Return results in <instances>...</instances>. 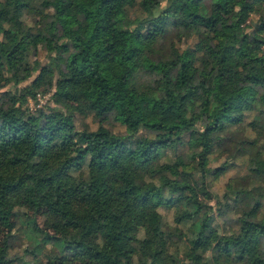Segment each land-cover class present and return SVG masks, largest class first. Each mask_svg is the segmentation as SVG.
<instances>
[{"label":"trees","instance_id":"trees-1","mask_svg":"<svg viewBox=\"0 0 264 264\" xmlns=\"http://www.w3.org/2000/svg\"><path fill=\"white\" fill-rule=\"evenodd\" d=\"M19 228L25 264H264V0H0V264Z\"/></svg>","mask_w":264,"mask_h":264},{"label":"rangeland","instance_id":"rangeland-1","mask_svg":"<svg viewBox=\"0 0 264 264\" xmlns=\"http://www.w3.org/2000/svg\"><path fill=\"white\" fill-rule=\"evenodd\" d=\"M30 104L33 108L35 107H45L47 105H51L50 102V96L49 95H39L37 97V99H31L30 100ZM78 123L81 124V126L83 127H89L91 129H95L98 126L99 121L95 118H93L92 116H84V115H78V119H77ZM248 121H250V117L248 118ZM106 124V123H104ZM111 128H113L114 130H123L124 127L120 126V125H116L115 123H112L109 125ZM237 170H233L231 172H227L226 174L218 177V178H214L212 183H213V188L215 191L221 193L223 191V189L225 188V185L228 181V179L232 176L235 175ZM17 208H14L12 211H17ZM161 213L163 214L164 218L166 220H168L170 218V214L168 215V213L164 210L161 209L160 210ZM18 213H20L21 215L24 214V217H29L34 219L38 226H40L44 231H47L49 233L52 234H56L57 233V229L55 227V218L53 216H51L46 209H39L37 210H33L31 209L28 205H26L25 203H23L21 205V207L18 210ZM27 215V216H26ZM16 214L14 215L13 219H16ZM19 224V223H18ZM25 228L28 226L29 227V222H25L24 223ZM19 227V226H18ZM31 227V226H30ZM20 229V228H19ZM18 236L16 237H12L11 239L13 240L12 243L14 244V248L12 249V253L14 254H18L21 256V260L19 258V262L18 264H25V262H28L30 260V256L27 255L28 251H32L33 250V244L31 243V241H37V234H33L30 233V237L29 239L25 236V234H22L21 229L19 231H17ZM6 237V233L3 231H0V240L2 241L4 238ZM86 255H83V258ZM34 258H36V255H33ZM83 258H81L80 260H78L76 262V264H90L87 261L83 260ZM33 261H31L32 263Z\"/></svg>","mask_w":264,"mask_h":264}]
</instances>
